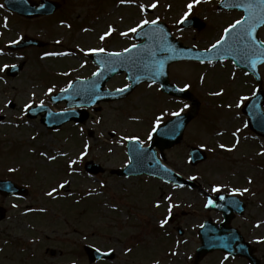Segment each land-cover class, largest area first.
Listing matches in <instances>:
<instances>
[{"label":"rangeland","instance_id":"1","mask_svg":"<svg viewBox=\"0 0 264 264\" xmlns=\"http://www.w3.org/2000/svg\"><path fill=\"white\" fill-rule=\"evenodd\" d=\"M52 1L62 4L59 14L41 21L9 18L0 11L4 45L39 35L47 44L43 50L19 53L0 49L4 52L0 56V115L6 117L5 125H0V179L27 185L32 193L29 199L17 203L18 209H12L11 202L6 206L8 219L0 225V264H91L84 252L87 245L115 252V259L99 264H192L200 245L198 231L211 216L205 211L206 195L213 196L216 190L242 194L240 188L244 187L249 193L242 197L249 206L244 217L232 226L240 230L264 264V142L251 136L241 141L234 135L238 127L244 134L247 122L241 104L257 87L230 64L170 66L171 83L191 89L192 102L160 94L158 85H143L125 102L104 104L91 111L90 120L81 126L68 125L51 132L39 119L26 116L31 106L46 103L51 107L48 89L55 94L69 80L92 75L95 67L89 62L83 66L85 50L123 52L135 44L132 29L145 21H162L172 27L184 46L205 49L240 15L216 11L217 3L210 0ZM192 11L202 25L198 30L181 33L178 24ZM5 19L10 20L9 26L3 22ZM60 20L73 27L59 26ZM110 32L112 36L102 42L101 37ZM260 37L264 41V31ZM60 51L75 58L41 59ZM22 56L27 62L24 72L9 79L6 68ZM68 69L72 78L67 81ZM261 73L264 78V67ZM127 85L125 76H120L108 88L116 90ZM191 110L195 119L183 143L166 153V162L175 171L197 180L201 191L175 189L145 176L126 179L112 174L128 163L126 140L139 138L147 146L151 128L176 112ZM55 111H66L64 104ZM221 131L227 133L220 137ZM190 147L203 148L209 160L191 168ZM225 147H231V152L226 153ZM89 161L100 164L105 172L87 174L84 166ZM11 167L15 174L10 177ZM27 206L44 209L46 214L21 217ZM170 218L174 222H169ZM37 225L41 226L36 227L41 242L36 245L30 243L35 234L29 227ZM179 228L183 236H179ZM48 249L60 250V261L47 256ZM201 264L247 262L214 253Z\"/></svg>","mask_w":264,"mask_h":264},{"label":"water","instance_id":"2","mask_svg":"<svg viewBox=\"0 0 264 264\" xmlns=\"http://www.w3.org/2000/svg\"><path fill=\"white\" fill-rule=\"evenodd\" d=\"M47 6V7H46ZM251 6V7H250ZM239 10L244 11L246 15L245 21L240 25L243 32H239L236 38H226L222 46H230L228 50L223 51L221 55L227 54L228 58H233L234 61L241 67L246 68L253 73L261 84L258 67L264 63V46L258 42L257 31L260 27L264 26V5L259 4V0H238L235 6ZM56 8H48V4L43 3L39 7H34L26 10H18L22 14H26L29 17H38L41 15L51 14ZM259 17V18H253ZM249 30V33L247 31ZM146 38L147 42L144 45L131 49L126 54L119 56L109 57L106 61H98L102 66L100 74L90 82L79 84L72 87L67 93L68 98L65 100L69 107L75 106H92L101 101H113L126 97L131 91L144 82L160 83L163 91L175 96L189 97L183 92H179L176 88L169 85L168 79V66L174 62L191 59L189 52L173 42L168 28L164 25H152L146 29V34L141 38ZM29 45H37L35 42H27ZM25 46V45H24ZM188 53V54H187ZM168 56H162V55ZM209 54H206L207 57ZM24 64H21L18 68H11L9 76L16 77L18 73L23 69ZM126 71L128 79L132 82V88L125 90L121 93H106L102 92L106 82L117 73ZM61 96L54 98L53 103L57 104L62 99ZM80 101L78 102V100ZM264 106V93L260 87V92L255 96L244 108V113L249 117V124H252L253 129L262 132L264 134V113L262 108ZM68 114L51 115L48 114L44 121L49 127L57 128L61 124H65L71 120L77 122L85 121L87 116L83 118H72ZM193 117L188 114L185 116H177L169 121L157 134L151 149L141 150L130 149L129 154L132 159V166L121 174H129L130 170L138 167L140 160L143 158L151 160L153 166L147 167L141 165V170L133 173H149L156 175L168 182H173L180 185H191L183 179L176 176L173 172L160 166L155 161V147L160 148L162 151L165 148H169L181 142L185 127L191 122ZM261 124V127L258 125ZM262 130V131H261ZM194 158V156H193ZM204 156L194 158V164L201 162ZM156 167V168H155ZM89 171L95 172L96 167H88ZM133 171V170H131ZM6 188V192L14 193ZM219 208V207H217ZM242 211V210H240ZM229 217L226 218V223L223 225L212 226V224H206V227L201 231L202 247L197 251V261L214 250H223L231 255H242L250 259L252 264H257L254 258L251 256V250L247 247L242 238L238 234L228 227L230 222ZM230 233V234H229ZM87 252L92 261L100 258H106L107 256L99 254L97 251L87 248Z\"/></svg>","mask_w":264,"mask_h":264},{"label":"snow or ice","instance_id":"3","mask_svg":"<svg viewBox=\"0 0 264 264\" xmlns=\"http://www.w3.org/2000/svg\"><path fill=\"white\" fill-rule=\"evenodd\" d=\"M259 4L260 5H264V0H259ZM152 7H155V5H152ZM189 7L191 8L192 7V5H189ZM251 7V6H250ZM253 18H259V17H253ZM145 23H148V21H145ZM152 23H156V21H152ZM243 22L242 21H240V20H237L236 22H235V24H233L231 27L232 28H236V26L237 25H239V24H242ZM132 31H136V29H132ZM229 31V29H225V32L227 33ZM101 39H104V37H101ZM221 43V41H218L217 42V44H220ZM217 44H214L212 47L213 48H215V47H217ZM99 51H104V49H99ZM112 55H120V53H113ZM222 147H223V145H222ZM49 195H51V193H49ZM163 223H167V221H164Z\"/></svg>","mask_w":264,"mask_h":264},{"label":"flooded vegetation","instance_id":"4","mask_svg":"<svg viewBox=\"0 0 264 264\" xmlns=\"http://www.w3.org/2000/svg\"><path fill=\"white\" fill-rule=\"evenodd\" d=\"M47 253L53 254L51 251H48Z\"/></svg>","mask_w":264,"mask_h":264}]
</instances>
